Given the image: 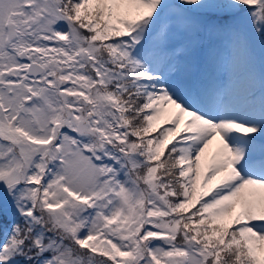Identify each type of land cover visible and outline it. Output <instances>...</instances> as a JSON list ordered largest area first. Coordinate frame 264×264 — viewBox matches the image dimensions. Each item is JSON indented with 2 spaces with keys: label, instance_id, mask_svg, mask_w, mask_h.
Returning <instances> with one entry per match:
<instances>
[{
  "label": "snow or ice",
  "instance_id": "obj_1",
  "mask_svg": "<svg viewBox=\"0 0 264 264\" xmlns=\"http://www.w3.org/2000/svg\"><path fill=\"white\" fill-rule=\"evenodd\" d=\"M0 264H264V0H0Z\"/></svg>",
  "mask_w": 264,
  "mask_h": 264
}]
</instances>
